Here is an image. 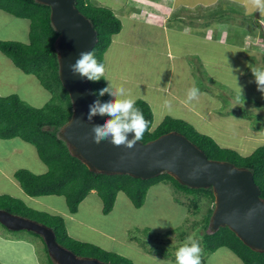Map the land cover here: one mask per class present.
Returning a JSON list of instances; mask_svg holds the SVG:
<instances>
[{"label": "rangeland", "instance_id": "1", "mask_svg": "<svg viewBox=\"0 0 264 264\" xmlns=\"http://www.w3.org/2000/svg\"><path fill=\"white\" fill-rule=\"evenodd\" d=\"M91 1L95 5L111 9L114 14L122 11L123 7H127V5H135L132 9L135 16L145 12V8L160 6V2L156 4L155 0ZM220 1L174 0L175 6L182 4L189 8L185 10L179 8L177 11H173V17L175 15L181 16L183 21L192 28L213 26L217 32L221 28L222 33L226 31L229 35V37L223 38L224 41H227V38L229 41L234 40L233 42H237L240 38L242 40L241 34L245 35L246 32L258 37L252 38L254 42L260 38L258 33L260 34L262 29L260 32L257 31V25L258 22L264 23V13L256 11L248 3V0ZM229 3L231 4L229 5ZM212 4H217V7L222 8V13L219 10H213L211 15H215L214 17L203 18L202 13L206 11L201 7H208ZM227 7L228 9H225ZM191 17L195 18L193 25L189 21ZM208 20H210L209 25H203ZM0 40L28 43L29 20L15 17L0 9ZM244 42L243 46L248 54L251 43H248L246 39ZM123 57L120 56V61H117V66L110 70L109 75L115 82L116 88L123 86L131 95L138 96L141 94L139 97H142V95L150 94L149 85L153 79L160 81L169 76L165 68L170 63L164 61V58L163 66L157 68L153 61L154 68H151L153 66L151 59L149 61L142 60L138 63L140 59L145 57L144 52H142L134 58L133 61H136L134 66L136 67L133 69V64L127 60L125 62ZM250 59L254 63L252 69L264 68V63L260 67V64L254 61L255 57ZM185 60L189 64L190 79L194 82L190 88L196 87L199 92L208 91L219 102L218 111L220 113L231 114L234 112L240 115L253 116L252 108L254 106L245 105V101L239 100L233 88L220 81H211L208 78L210 77L208 71L203 67L197 55L188 54L185 56ZM145 72H149L148 76L145 75ZM181 72L183 75L184 72ZM172 74H174V80L179 79V73L176 72V69L171 73V76ZM136 80L139 83H136ZM158 89L156 87L154 91L156 92ZM154 91L152 90L153 93ZM10 94H17L22 100L34 107H42L51 97V93L39 83L34 75L22 72L0 52V95ZM137 96L134 98L136 99ZM238 100L241 101V105L235 104ZM152 106L154 114L152 125L155 126L163 118L159 112L160 109L156 108L155 105ZM232 107H236V111L232 110ZM261 107L262 105L256 107L258 112ZM260 116L256 113L255 120H262ZM193 127L196 126L193 125ZM18 169H27L35 174H41L47 171V166L41 161L32 144L16 137L11 139L0 138V195L7 194L21 199L33 209L60 215L64 220L67 233L72 238L121 254L129 258L134 264H176V251L183 245L187 237L193 236L200 243L204 215L208 208L213 207V203L205 198L198 200L194 206L190 200L192 198L190 194L175 190L170 184L156 183L149 187L143 205L138 208L123 192H118L112 210L108 214H103L101 199L95 191H91L79 203L77 213L73 214L68 210L63 196H28L14 177ZM159 224L165 225V227L157 226ZM206 231L211 232V229L207 228ZM200 247L202 249L201 264H244L226 247H220L212 253L206 252L201 244ZM146 253L150 255V258L147 257V261L146 256H144ZM46 261L47 257L40 238L33 236L28 231H8L0 225V264H46Z\"/></svg>", "mask_w": 264, "mask_h": 264}, {"label": "trees", "instance_id": "2", "mask_svg": "<svg viewBox=\"0 0 264 264\" xmlns=\"http://www.w3.org/2000/svg\"><path fill=\"white\" fill-rule=\"evenodd\" d=\"M216 5L201 7L206 11L202 13V17H214L215 15L211 14L218 10L222 13V8ZM75 6L93 24L97 32V41L91 51L94 52L97 61L104 64V53L111 43L112 36L120 32L121 20L111 9L95 5L91 0H75ZM0 9L15 17L29 20V42L0 40V52L22 72L34 75L51 93L50 100L42 107H34L26 103L17 94L0 95V138L18 137L32 144L41 161L47 166V171L41 174H35L27 169H18L15 172L14 177L28 196H63L70 213H75L79 203L93 190L101 199L103 214H108L114 206L119 191H122L138 208L143 205L150 186L165 183L170 184L175 190L190 194L194 206L202 198L214 205V193L211 188H190L181 185L167 172L149 179L137 178L129 174H104L90 171L80 159L74 157L65 141L59 137L60 128L71 116L72 104L58 75L55 41L59 33L51 25L50 8L35 0H0ZM210 10L212 11L209 13ZM173 18L184 22L183 18L178 16ZM194 20V17L190 18L191 25L195 23ZM209 22L210 20L203 25H209ZM189 28L190 26L185 25V29ZM88 81L101 103L114 99L108 92L103 96L98 95L100 89L107 87L105 76L98 81ZM135 100L136 107L142 110L145 119L149 122V130L145 131L142 142H148L169 131H178L201 148L209 159L226 160L235 166L251 170L254 181L260 189V197L264 199V144L249 155L242 156L235 150L219 146L213 138L200 133L182 119L165 116L156 127L152 128L151 107L143 99ZM0 209L49 226L54 231L58 243L78 256L95 257L114 264H134L121 254L72 238L67 233L60 215L33 209L19 198L7 194L0 195ZM212 210L213 207L208 208L204 215L203 232L200 235L202 248L212 253L220 247H226L244 264H264V252L249 248L229 227L222 226L215 231H206ZM30 233L42 241L47 257L46 264H53L43 239L34 232Z\"/></svg>", "mask_w": 264, "mask_h": 264}, {"label": "water", "instance_id": "3", "mask_svg": "<svg viewBox=\"0 0 264 264\" xmlns=\"http://www.w3.org/2000/svg\"><path fill=\"white\" fill-rule=\"evenodd\" d=\"M49 6L50 22L59 34L55 41L59 79L72 104L69 120L60 128L69 152L90 171L104 174H129L149 179L163 172L190 188H211L213 210L208 228L227 226L249 248L264 252V199L245 167L226 160L209 159L204 151L178 131L163 133L134 147L114 146L109 139L95 143L92 128L110 117L97 114L88 120L89 106L98 98L87 77L73 73L71 65L81 52L93 49L97 32L91 21L75 6V0H35ZM135 134H127L132 139ZM0 224L10 231L39 235L53 264H114L95 257L78 256L55 238L49 226L36 220L0 209Z\"/></svg>", "mask_w": 264, "mask_h": 264}, {"label": "crops", "instance_id": "4", "mask_svg": "<svg viewBox=\"0 0 264 264\" xmlns=\"http://www.w3.org/2000/svg\"><path fill=\"white\" fill-rule=\"evenodd\" d=\"M158 2H160L159 7L145 8L146 11L141 12L140 15H134L132 9L135 5H127V7H123L122 11L115 13L121 20L122 28L119 33L112 36L111 43L104 53L106 85L108 86L110 83L113 90L116 88L115 82L109 74L110 70L117 66L120 56H124L125 62L127 60L133 64V69L136 67L134 66L136 63L133 61L134 58L142 52H144L145 57L137 60L138 63L142 60L149 61L151 59L152 64L154 61L155 66L160 68L163 66L164 58V61L170 63L165 68L168 71V78L160 81L153 79L149 85L150 94L142 95V97H139L141 94L131 96L145 100L151 110L152 105L157 106L156 108L160 109L162 118L171 116L182 119L192 126H196V130L200 133L213 138L219 146L235 150L242 156L249 155L257 147L264 144V93L258 90L252 73L254 63L250 59L255 57L254 61L260 64V67L264 63V23L258 22L257 31L260 32L262 29V34L258 33L260 38L255 41L256 43L252 39L254 36L247 32L245 35L241 34L243 39L240 38L237 42L229 41V38L224 41L223 38L229 37V35L226 31L222 33L221 28L218 30L219 33L213 26L190 27L187 30L185 25L189 27L188 23L179 22L174 18L171 20L173 11H177L179 8L188 9L187 5L175 6L174 0H155L156 4ZM178 17L181 18V16ZM246 29L248 28L246 27ZM217 33L218 35H216ZM230 37L232 38V35ZM245 39L251 43L248 54L243 46ZM191 53L200 58L203 67L211 77H208L210 80L220 81L235 90L237 78V83L243 88V98H239V100L245 101V105L254 106L252 108L253 116L240 115L234 112L231 114L220 113L218 111L219 102L206 90L200 91L198 99L191 102L187 101V92L194 85V82L190 79L189 64L185 60V56ZM154 64L151 68H154ZM175 69L179 73L177 80H174V74L171 76ZM181 71L184 72L183 75ZM148 74L149 72H145L146 76ZM136 83L139 82L136 80ZM156 87L159 89L155 92ZM238 101L235 104L241 105V101ZM260 105L262 107L258 112L256 107H260ZM233 107L232 110L236 111L237 108ZM256 113L261 115L260 119L262 120H255ZM156 126L152 125V128ZM144 256H146V261L147 257L150 258L147 253Z\"/></svg>", "mask_w": 264, "mask_h": 264}, {"label": "clouds", "instance_id": "5", "mask_svg": "<svg viewBox=\"0 0 264 264\" xmlns=\"http://www.w3.org/2000/svg\"><path fill=\"white\" fill-rule=\"evenodd\" d=\"M248 3L256 11L264 13V0H248ZM70 67L73 73H79L90 81H98L102 76H105V65L97 61L91 50L81 52L80 58ZM252 73L258 90L264 93V68H254ZM235 91L238 99L243 98V88L237 83V78ZM106 92L114 99L104 103L97 99L89 106L90 111L87 117L89 121L97 114H107L110 117L103 124L95 125L92 128V140L95 143H100L110 137V142L114 146L124 145L127 148H132L143 139L145 131L149 130V122L145 119L142 110L136 107V100L125 87L120 86L113 90L109 83L107 87L99 90L98 95L103 96ZM199 95V89L192 87L187 92V101L196 100ZM130 132L135 134L132 139H128L127 136ZM157 226L165 227L162 224ZM201 253L199 241L193 236H189L176 251V264H201Z\"/></svg>", "mask_w": 264, "mask_h": 264}]
</instances>
